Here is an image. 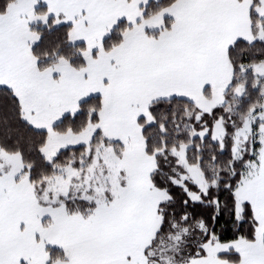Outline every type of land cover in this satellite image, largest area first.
<instances>
[{"label":"snow or ice","instance_id":"snow-or-ice-1","mask_svg":"<svg viewBox=\"0 0 264 264\" xmlns=\"http://www.w3.org/2000/svg\"><path fill=\"white\" fill-rule=\"evenodd\" d=\"M0 264H264V0H0Z\"/></svg>","mask_w":264,"mask_h":264}]
</instances>
